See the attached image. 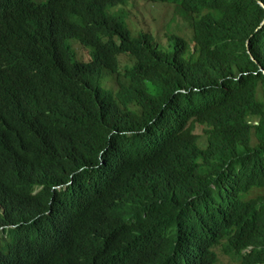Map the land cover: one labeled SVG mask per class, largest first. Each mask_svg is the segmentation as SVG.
<instances>
[{"label":"trees","instance_id":"trees-1","mask_svg":"<svg viewBox=\"0 0 264 264\" xmlns=\"http://www.w3.org/2000/svg\"><path fill=\"white\" fill-rule=\"evenodd\" d=\"M131 1L0 0V264H264V0Z\"/></svg>","mask_w":264,"mask_h":264},{"label":"rangeland","instance_id":"rangeland-1","mask_svg":"<svg viewBox=\"0 0 264 264\" xmlns=\"http://www.w3.org/2000/svg\"><path fill=\"white\" fill-rule=\"evenodd\" d=\"M127 11L129 12L128 27L135 34L150 29L154 33L156 41L163 46L168 40L166 33H164L167 28H171V34H180L186 37L187 40L192 39L191 30L185 26L182 18L177 15L174 16V8L171 6L150 4L145 0H135L130 2ZM173 17H175V21L170 23ZM75 50L80 59L89 62V54L84 48L77 45ZM204 130L203 125L200 124L195 128V133L201 137L203 147L206 140ZM215 252L218 256V264H238L228 255L223 254L220 246L215 249Z\"/></svg>","mask_w":264,"mask_h":264},{"label":"water","instance_id":"water-1","mask_svg":"<svg viewBox=\"0 0 264 264\" xmlns=\"http://www.w3.org/2000/svg\"><path fill=\"white\" fill-rule=\"evenodd\" d=\"M260 4H261V6H263V7H264V4H263L262 2H260Z\"/></svg>","mask_w":264,"mask_h":264}]
</instances>
